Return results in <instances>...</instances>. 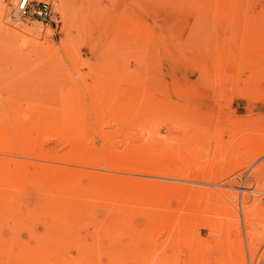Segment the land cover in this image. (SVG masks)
Instances as JSON below:
<instances>
[{"label":"rangeland","instance_id":"obj_1","mask_svg":"<svg viewBox=\"0 0 264 264\" xmlns=\"http://www.w3.org/2000/svg\"><path fill=\"white\" fill-rule=\"evenodd\" d=\"M34 1L0 0V264H264V0Z\"/></svg>","mask_w":264,"mask_h":264},{"label":"built area","instance_id":"obj_2","mask_svg":"<svg viewBox=\"0 0 264 264\" xmlns=\"http://www.w3.org/2000/svg\"><path fill=\"white\" fill-rule=\"evenodd\" d=\"M22 19H37L47 23H57L60 15L50 1L35 2L34 0H19L11 17Z\"/></svg>","mask_w":264,"mask_h":264},{"label":"bare ground","instance_id":"obj_3","mask_svg":"<svg viewBox=\"0 0 264 264\" xmlns=\"http://www.w3.org/2000/svg\"><path fill=\"white\" fill-rule=\"evenodd\" d=\"M5 2H6V1H5ZM13 9H14V8H13ZM254 190H255V189H254ZM254 190H253V191H254ZM242 191H247V188H243V190H242Z\"/></svg>","mask_w":264,"mask_h":264}]
</instances>
